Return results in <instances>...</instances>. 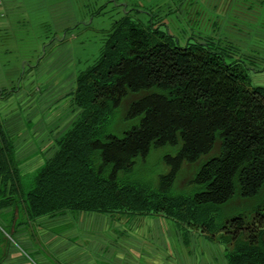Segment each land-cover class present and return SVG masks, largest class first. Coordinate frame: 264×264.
Returning a JSON list of instances; mask_svg holds the SVG:
<instances>
[{"label": "trees", "instance_id": "16d2710c", "mask_svg": "<svg viewBox=\"0 0 264 264\" xmlns=\"http://www.w3.org/2000/svg\"><path fill=\"white\" fill-rule=\"evenodd\" d=\"M112 30L78 79L82 118L31 185L14 149L0 147V208L31 222L65 211L164 215L225 245L228 264H264V87L209 43L182 46L129 15ZM164 146L178 150L157 187L121 178ZM184 165L199 166L189 194L175 193ZM238 198L256 202L251 219ZM7 242L0 234V264Z\"/></svg>", "mask_w": 264, "mask_h": 264}, {"label": "crops", "instance_id": "0c3cea01", "mask_svg": "<svg viewBox=\"0 0 264 264\" xmlns=\"http://www.w3.org/2000/svg\"><path fill=\"white\" fill-rule=\"evenodd\" d=\"M222 1L224 3L207 4L208 15L202 16V13L199 12V0H162L163 7L159 6L162 8L157 11V14L155 13L156 15L150 11L156 8L159 0H109L114 8L124 11L125 14L128 8L136 10L131 12L133 18L136 13L146 16L149 13L151 16L150 19L147 17V20L151 22L155 16L159 15L160 20L166 25L173 18L168 15L172 11L171 4H173L174 8H178L176 11L179 14L175 19L181 22V25L186 26L190 23L192 26L198 27L202 21L212 20L213 25L215 24L213 20L217 22L223 16H241L242 12L239 8L242 7L241 3L245 0L232 2L233 5L238 3L239 8L236 11H234L233 5L229 6V9L224 7L225 3L231 0ZM77 2L78 0H4L0 4V147L11 146L16 152L15 157L23 146L30 151L25 157L16 160L19 167L24 165L22 162L24 160L31 161L38 155L41 157L40 152L43 153L45 149L49 148L46 143L48 135L52 132L50 129L48 130L50 125L42 123L39 118H36L30 108H27L24 112L25 117H23L21 108L9 113L3 110V106L10 98L18 95L26 100L25 103H28L32 97H38L35 88L45 84L51 86L59 84L60 76L57 72H52L53 68L58 69V62L47 52L52 51V45L56 51L58 46L67 43L70 38L72 40L74 32L68 31L71 30L73 22L82 26L87 25L84 23L85 21L77 22L82 19ZM187 2H189L188 7L181 9ZM223 4L224 6H222ZM109 5L102 6L95 15L102 14L103 9L108 8ZM222 7L227 11H222ZM173 11L175 12V9ZM262 14H264V7L260 5L254 16L257 18ZM137 21L142 23L139 19ZM201 24L203 25L204 22ZM25 26H27L26 31L19 32ZM45 27L47 34L53 38L48 44L44 40L42 41L41 35H39V31ZM29 29L32 30L28 31ZM33 29L37 33V40L32 45L37 44L44 47V56H39V61H29V69H27V62L18 61L20 60L18 57L11 59L13 55L11 50L17 45V42L20 46L26 47L23 40L29 37L34 39ZM58 32H65L64 37L58 38ZM258 56L262 55L258 54ZM19 62L20 64H18ZM16 87L18 88L15 89ZM23 94L24 96H22ZM38 113L36 112V114ZM21 115L22 119L27 120L25 123L22 121ZM31 122L34 123L33 126ZM6 211L10 212L12 208L0 211V215L4 216ZM87 216L94 218L87 220ZM41 222L46 223L47 227L57 223L61 224L63 242L65 241L63 244L68 250L66 254L69 255V258H65L67 264H218V257H220L221 264H228L221 257L225 250L223 246L212 242L200 230L183 228L179 223L164 215L65 211L45 217L41 219ZM51 228L54 229L53 226ZM101 236H106L107 240L109 239L105 243L106 248L104 249L103 245L99 243L102 241ZM47 243L48 245L54 244L55 250H59L57 234L50 233ZM108 248H110V252H107ZM11 256H7L9 258L4 264H9Z\"/></svg>", "mask_w": 264, "mask_h": 264}, {"label": "rangeland", "instance_id": "374dc122", "mask_svg": "<svg viewBox=\"0 0 264 264\" xmlns=\"http://www.w3.org/2000/svg\"><path fill=\"white\" fill-rule=\"evenodd\" d=\"M233 1L235 0L226 2V5L224 6L223 4L222 6L229 9V6L233 5ZM214 2L224 3L222 0H208V2H206V0H199V12L202 13V16L208 15L207 4ZM107 4L110 5L108 8H104L102 12L100 11L102 14L99 13L100 15H95L102 6H107ZM162 5V0H159L156 8L154 10L151 9L150 13L156 15L157 11L163 7ZM171 5L172 11L169 12L170 14L168 13V15L173 18H171V21H167L168 26L160 20L159 15L155 16L154 20L151 22L147 20L148 18L150 19L151 16L149 13L148 16L136 13L134 18L136 20L139 19L142 22L141 24L145 27L163 30L173 36L176 42L182 46L194 43L195 41L199 43H209L214 50L216 49L223 53L228 62L239 64L243 70L247 68L253 87H264V14H262L261 17L258 15L257 18L254 16L260 5L264 7V0H245L242 1V7L240 8L238 3H236L233 5V9L236 11V9L239 8L242 12L241 16H223L218 19L217 22L213 20L215 21L213 25L212 20L202 21L204 24L202 25L201 22L199 27L192 26L190 23L186 26L181 25V22L175 19L176 15L179 16L176 11L178 8H174L175 6L173 4ZM188 5L189 2L181 9H185ZM77 7L81 12L80 17L82 18L77 22L85 21L84 23L87 25L82 26L79 23L73 22L71 30L68 31L70 33L74 32L72 40L70 38L67 43L58 46V50L56 51H54L55 47L52 45V51L47 52L48 55L58 62V69L56 70V68H53L52 72H57L60 76L59 84L54 86L45 84L44 86L35 88L38 97H32L28 103H25L26 100H23L22 97L18 95L10 98L3 106V110L9 113L15 112L21 108L20 111L22 110L23 117H25L24 112L27 108H30L31 113L35 114L36 118H39L42 123L50 125L48 126V130H51L50 132H52V135H48L46 143V146L48 145L49 148L45 149L43 153L40 152L41 157L38 155L31 161L24 160L22 161L24 165L19 167L18 161L16 160L20 157H25V155L30 152L28 149H25L24 146L21 147V150L15 157V162H17V166L20 168L26 184L31 185L33 183V173L41 169V166H44V164L55 155V151L58 150V146L56 145L57 141L61 140V138L75 126V123L82 118V109L75 103V94L80 75L85 73L87 69L93 67L100 60L105 48V42L113 31L112 29L117 22L116 20H120L123 15V18L128 15L132 16L131 12L136 11L133 9L129 10L128 8L125 14L124 11L114 8L112 2H109V0H78ZM174 9L175 12L173 11ZM222 11L227 10L222 7ZM29 27L31 28V26ZM26 29L27 26H25L24 29L21 28L19 32H25ZM31 30L32 29H29L28 31ZM39 32L42 41L44 40L47 44L53 39L50 34H47L46 27ZM34 33V39L29 37L23 40V43L27 45L26 47L20 46L17 42V45L12 47L13 49L11 50L13 51L11 59L13 60L18 57V59H20L18 61L22 63L27 62V69H29V61L36 62L37 60L39 61V56H44V47L38 46L37 44L32 45V43H36L37 40V33L35 30ZM64 35L65 32H58L57 37L63 38ZM29 43L30 45L28 46ZM258 54L262 56H258ZM20 62L18 64H20ZM17 88L18 87L15 89ZM22 96H24V94ZM129 102L127 101L121 108L120 111L122 115L126 112ZM27 104H29V106H27ZM36 112L39 113L36 114ZM22 121L25 123L27 120L22 119ZM135 122L136 121L124 122V124L122 123L123 126L120 128L131 127ZM33 124L34 123H32V126ZM27 127L32 128L31 126ZM177 150V148L171 146L154 149L147 157V160L138 163L132 174H122L121 178L133 182L137 181L155 188L162 175L170 172L165 162V156H175ZM198 169V165L183 166L182 172L179 174L175 183V193H191L193 185H190L189 182L199 171ZM255 204V201H244L238 198L234 201L233 206L239 207L242 212L248 215L249 220V216L250 219L252 217L250 215L251 208ZM3 210L5 209L0 208V211ZM22 216L23 215L19 218V215L15 212L12 213V211H6L4 216L0 215V234L6 241L8 240L7 244L10 245L9 256L12 255L11 259L8 261L9 264H67L68 262L66 263L65 258H69V255L66 254L68 250L63 244L65 241L63 242V229L61 224L57 223L56 225L53 224L47 227L46 223L44 224V222H41V219L44 218L31 222L26 216ZM92 218L94 217H86L87 220H92ZM52 226L54 229L51 228ZM52 232L59 236V250H55L54 244L48 245L47 243V239ZM101 239L102 241H99V243L103 245L104 249L106 248L104 245L109 239L107 240L106 236H101ZM212 242L225 248L221 257L227 261L226 254L228 251L226 246L217 241ZM107 252H110V248H108ZM216 256H218V253H216ZM8 258L9 257L4 260V263L7 262ZM219 258L220 257H218V264H221Z\"/></svg>", "mask_w": 264, "mask_h": 264}, {"label": "built area", "instance_id": "2783aa9c", "mask_svg": "<svg viewBox=\"0 0 264 264\" xmlns=\"http://www.w3.org/2000/svg\"><path fill=\"white\" fill-rule=\"evenodd\" d=\"M4 0H0V4L3 3Z\"/></svg>", "mask_w": 264, "mask_h": 264}]
</instances>
